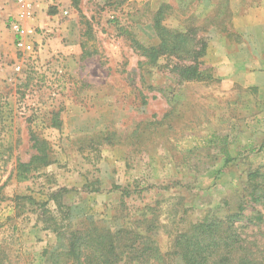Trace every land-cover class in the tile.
<instances>
[{
    "label": "rangeland",
    "instance_id": "1",
    "mask_svg": "<svg viewBox=\"0 0 264 264\" xmlns=\"http://www.w3.org/2000/svg\"><path fill=\"white\" fill-rule=\"evenodd\" d=\"M263 1L79 0L61 20V47L35 58L8 46L11 20L4 28L0 19V264H52L65 243L49 228L149 225L165 264H183L173 243L207 215L225 218L243 203L241 226L264 224V79L248 64L251 50L264 51L261 30L249 60L220 64L247 41L233 26L238 11ZM163 4L172 31L215 19L199 34L213 80H183L176 56L150 64L133 47L162 44L154 16ZM31 133L50 143L52 163L20 183ZM255 172L259 203L249 196ZM247 233L259 240L264 228Z\"/></svg>",
    "mask_w": 264,
    "mask_h": 264
},
{
    "label": "trees",
    "instance_id": "2",
    "mask_svg": "<svg viewBox=\"0 0 264 264\" xmlns=\"http://www.w3.org/2000/svg\"><path fill=\"white\" fill-rule=\"evenodd\" d=\"M76 8L79 0H72ZM172 6L163 4L154 16V27L162 38L158 47H145L132 41L136 51L154 64L160 56L173 55L179 60L178 76L186 81H211L213 75L203 68L200 60L206 55L207 42L199 34L206 32L209 20L206 17L200 26L189 24L181 31H172L164 26V21L172 13ZM58 123V119L56 121ZM33 155L28 162L17 161L15 178L17 182L30 180L31 175L52 163L50 143L37 133H31ZM259 173L250 176V197L261 202L256 195L263 182L258 181ZM256 196V197H255ZM246 207L225 218L207 215L194 224L187 232L181 233L173 243V253L183 264H264V235L259 240H251L248 228H264V224H254L252 219L244 222ZM263 216H258L261 220ZM264 220V219H263ZM262 220V221H263ZM58 232L64 240L62 251L52 256V264H165L164 257L152 237L151 226L142 232L138 228H120L113 232L90 224L88 228H49Z\"/></svg>",
    "mask_w": 264,
    "mask_h": 264
},
{
    "label": "crops",
    "instance_id": "3",
    "mask_svg": "<svg viewBox=\"0 0 264 264\" xmlns=\"http://www.w3.org/2000/svg\"><path fill=\"white\" fill-rule=\"evenodd\" d=\"M30 2L34 3L36 17L34 20L28 22V26H33L38 30L46 31L50 34L51 39L48 41L50 44L49 46H45L44 50L47 51L49 47L52 49L60 48V41L63 38H67L69 35V23L61 21L64 19L65 13L72 14L73 13V2L72 0H29ZM264 2V1H263ZM19 10V6L16 0H0V19L2 21V27H7V22L9 20H13ZM6 25V26H5ZM233 26L237 33L243 34L244 37H247V41L245 40L244 47L237 48V55L231 54L229 56L222 59V63H227L228 67H234L237 60L241 61L243 58L245 60H249V57L246 55L249 53L252 43H256V40L252 41V32L255 29L261 30V37H264V3L260 7H251L247 11L241 13L238 11V14L234 17ZM262 37V38H263ZM40 37L36 39L39 43ZM8 42V46H12L15 44V36L8 35L6 38ZM1 49V48H0ZM225 52V51H224ZM252 58L248 63L250 67L255 64L254 67L261 69L262 73H257L255 75L256 79H264V57H263V50H251ZM245 54V55H244ZM220 62V61H218ZM223 65V64H222ZM248 67V66H246Z\"/></svg>",
    "mask_w": 264,
    "mask_h": 264
},
{
    "label": "built area",
    "instance_id": "4",
    "mask_svg": "<svg viewBox=\"0 0 264 264\" xmlns=\"http://www.w3.org/2000/svg\"><path fill=\"white\" fill-rule=\"evenodd\" d=\"M16 2L19 10L14 19L9 23V29L15 36L16 47L21 51H28L35 58L41 49H44L46 46L44 42L47 43L49 41L50 34L27 25L28 22L34 20L36 17L34 3L29 0H16ZM39 37L42 39V43H39L37 46L35 43ZM17 69L18 71L20 70L19 67Z\"/></svg>",
    "mask_w": 264,
    "mask_h": 264
}]
</instances>
